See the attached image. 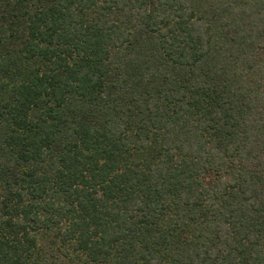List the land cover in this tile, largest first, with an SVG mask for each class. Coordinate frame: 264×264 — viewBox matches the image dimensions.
Masks as SVG:
<instances>
[{"label":"trees","instance_id":"16d2710c","mask_svg":"<svg viewBox=\"0 0 264 264\" xmlns=\"http://www.w3.org/2000/svg\"><path fill=\"white\" fill-rule=\"evenodd\" d=\"M0 264H264V0H0Z\"/></svg>","mask_w":264,"mask_h":264}]
</instances>
